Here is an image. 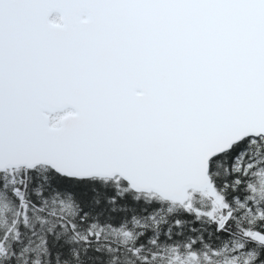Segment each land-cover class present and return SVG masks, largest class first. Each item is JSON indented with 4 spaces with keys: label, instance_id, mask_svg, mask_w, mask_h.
Segmentation results:
<instances>
[{
    "label": "snow or ice",
    "instance_id": "obj_1",
    "mask_svg": "<svg viewBox=\"0 0 264 264\" xmlns=\"http://www.w3.org/2000/svg\"><path fill=\"white\" fill-rule=\"evenodd\" d=\"M0 264H264V0H0Z\"/></svg>",
    "mask_w": 264,
    "mask_h": 264
}]
</instances>
